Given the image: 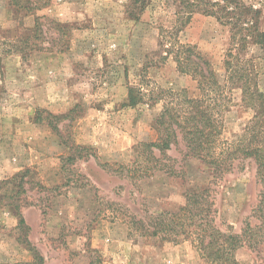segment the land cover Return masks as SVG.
I'll list each match as a JSON object with an SVG mask.
<instances>
[{"label":"rangeland","instance_id":"1","mask_svg":"<svg viewBox=\"0 0 264 264\" xmlns=\"http://www.w3.org/2000/svg\"><path fill=\"white\" fill-rule=\"evenodd\" d=\"M131 1L44 0L29 13L0 0V264H38L36 255L43 264H212L198 248L201 228L153 235L156 217L179 212L188 192L204 189L201 216L224 233L246 232L236 263L219 264H264V184L253 160L214 177L203 163L184 161L181 138L169 160L157 149L144 151L143 144L158 141L162 104L129 107V86L146 76L193 98L200 91L172 57L161 59L159 42L175 32V9L151 0L136 20ZM244 1L260 11L264 31V0ZM178 39L196 46L225 83L229 27L197 14ZM243 55L264 91L261 50L250 46ZM229 96L222 139L234 143L255 113L240 90ZM74 109L71 120L58 122L60 138L45 117ZM163 164L185 173L169 175ZM205 235L212 240V228Z\"/></svg>","mask_w":264,"mask_h":264},{"label":"trees","instance_id":"2","mask_svg":"<svg viewBox=\"0 0 264 264\" xmlns=\"http://www.w3.org/2000/svg\"><path fill=\"white\" fill-rule=\"evenodd\" d=\"M150 1L132 0L128 10L130 16L138 20V14L143 13ZM43 2L44 0H11L13 6L29 13L40 10ZM167 2L175 9L176 25L175 32L161 35L159 46L163 55L165 54L161 59L167 60L172 57L180 73L189 75L197 81L200 96L193 98L186 90L176 92L156 87L146 76L141 77L136 86H129V107L148 104L152 108L158 103L162 104V110L154 121V127L159 133L158 141L143 144L144 151L153 152L152 149H157L164 159L169 160L167 152L177 145L181 138L186 150L184 161H199L210 169L214 177H223L232 171L237 162L250 159L257 165V175L264 184V91L260 89L259 72L253 60L243 55L250 46L259 47L262 52L264 74V31L259 25L260 11L244 0H167ZM197 14L216 18L220 24L231 30V48L225 59L224 84L220 82L212 63L196 46L182 44L178 39V34ZM35 28L38 33L42 32L38 19ZM31 49L37 50L38 47L33 45ZM234 89L241 91L242 103L254 110L255 115L247 124L243 135L236 142L228 143L222 137L225 129V112L228 104L232 102L229 92ZM75 112L74 109L68 114L47 113L45 120L61 138L58 122L71 120ZM43 120L41 113L38 114L36 121ZM68 160L73 161L74 157L70 156ZM160 161L157 159V163ZM163 166L169 167L166 173L172 176L185 173L177 171L172 165ZM207 194L208 189L188 192L186 204L179 212L163 213L155 218L158 227L153 235L176 232L179 227L182 231L188 226L194 227L195 231L201 228L203 234L197 237L201 254L212 264H219L223 260L236 263L234 255L243 247L246 232L244 231L243 235L227 234L210 225L207 217L201 216L206 212L204 204L208 202ZM15 207L20 226H25L26 222L19 212L18 205ZM134 223L143 224V221L134 220ZM209 228H212L214 236L212 240L206 242L205 234ZM35 251V248L31 250L33 254ZM36 258L38 264H43V258L38 255Z\"/></svg>","mask_w":264,"mask_h":264}]
</instances>
